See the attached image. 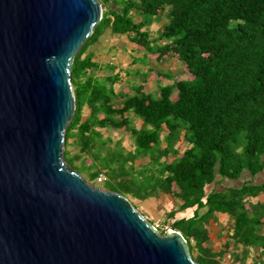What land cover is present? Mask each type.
I'll return each mask as SVG.
<instances>
[{"label":"trees","instance_id":"trees-1","mask_svg":"<svg viewBox=\"0 0 264 264\" xmlns=\"http://www.w3.org/2000/svg\"><path fill=\"white\" fill-rule=\"evenodd\" d=\"M99 1L107 11L71 70L76 113L65 145L73 139L79 152L65 150V163L90 182L105 172V191L129 201L171 196L177 209L168 217L197 263L224 264L230 256L232 264H264V0ZM162 22L152 39L151 27ZM108 29L159 59L177 57L189 78L162 86L158 96L144 85L117 93L119 77L91 76L97 64L86 55ZM103 129L128 132L134 149ZM180 142L188 145L183 152ZM246 175L242 186L221 185ZM211 185L222 190L208 192ZM193 208L194 216L176 217ZM220 213L231 225L215 252L209 227Z\"/></svg>","mask_w":264,"mask_h":264},{"label":"water","instance_id":"water-1","mask_svg":"<svg viewBox=\"0 0 264 264\" xmlns=\"http://www.w3.org/2000/svg\"><path fill=\"white\" fill-rule=\"evenodd\" d=\"M99 0H0V264H200L125 196L65 163L71 70Z\"/></svg>","mask_w":264,"mask_h":264},{"label":"crops","instance_id":"crops-1","mask_svg":"<svg viewBox=\"0 0 264 264\" xmlns=\"http://www.w3.org/2000/svg\"><path fill=\"white\" fill-rule=\"evenodd\" d=\"M160 24H161L160 26L161 29L164 22ZM159 31H158V36H159ZM112 37L114 39H112ZM86 55L91 56L93 61L97 64V67L89 72L91 76L93 75L100 79L118 76L120 79L122 75L124 74L128 75V77L123 79V81L126 80L128 86L129 85L130 86L127 88L126 91H119V94L122 95L131 94L133 87L138 85H144L147 93L150 94L156 93V96H158L160 88L162 86L173 85L177 79L189 78V72L186 69V66L182 64L183 62L179 60L177 57L164 56L162 59H159L157 54L149 52L143 49L142 47L136 45L135 43L131 42L127 36L112 34L110 29H108L100 37L99 41L96 44L88 48ZM113 60H115V62H113ZM145 62L147 63L145 64ZM121 63H126L128 65H131L130 66L131 69H124L125 65ZM177 64H180V66H178ZM177 66L182 69L179 68L176 69ZM142 72L144 76L148 72L149 76L148 78H145L141 82L139 79H137V75ZM177 73H179L178 75L185 73V76L184 77L178 76ZM186 74L188 78H186L187 77ZM174 95H176L177 98V91L175 92ZM246 177L247 175L236 182L242 184L244 183ZM257 181L259 180L257 179ZM219 182L220 179H218V183ZM232 182L233 181L230 180H224V182L221 185L223 186L224 189H226L227 186H229ZM215 187H216L215 185L209 186L208 192L213 190ZM164 196H169V195H164ZM169 197L173 201L169 199L167 204L169 205L172 204L173 208L171 207L170 209H168V206L165 204L164 206H167V208L164 209L165 211H167V213H170L173 210L177 209V203L174 201V199L171 196ZM259 200L264 201V198L263 197L259 198ZM174 206H176V208H174ZM194 210L195 208L189 209L182 213H177L176 217L180 219L190 218L194 216ZM230 225L231 222L228 215L221 213L217 215V221L211 222V225L209 227L210 239L212 245L216 243V239H219V241L221 239H224V243L226 242L225 233ZM219 246L220 244L218 245V247L217 246L214 247L215 252H218L223 249L222 247L220 248Z\"/></svg>","mask_w":264,"mask_h":264},{"label":"rangeland","instance_id":"rangeland-1","mask_svg":"<svg viewBox=\"0 0 264 264\" xmlns=\"http://www.w3.org/2000/svg\"><path fill=\"white\" fill-rule=\"evenodd\" d=\"M104 11H107V10L104 9ZM160 26H161V24L159 23V24H155L151 27L150 32L152 34L151 37L153 39L158 38V31L160 29ZM112 39H114V38L112 37ZM113 62H115V60H113ZM146 63L147 62H145V64ZM121 64L125 65L124 69H131L130 68L131 65H128L126 63H121ZM177 65L180 66V64H177ZM178 66L176 69L179 68ZM179 69H182V68H179ZM178 74L179 73H177V75ZM148 76H149L148 72L145 74V76L142 72V73L137 75V79H139L142 82L145 78H148ZM178 76L184 77L185 73H182L181 75H178ZM186 76H187V74H186ZM127 77H128V75H126V74L122 75L121 78L119 79V82L115 85V89H116L117 93H119V91H126L127 88L130 86V85L128 86L126 80H125L126 82L123 81V79H125ZM186 78H188V76ZM151 90H153V89H151ZM153 95L155 96L156 93H153ZM173 98L176 99V95H174ZM88 114H89V110H88V108H86L84 111V117H87ZM134 124L137 127H140L142 123L139 119L134 118ZM102 131L104 132L105 137H111L114 141L122 140L123 145L127 150H133L134 149L133 139L128 132H126L124 130H114V129H103ZM166 133L167 132H164L163 136H165ZM187 147H188V145L185 142H180L178 144V149L180 152H183L184 150H186ZM65 150L70 152V154L72 156L76 155L79 152V148H78V146H76L74 144L73 139H70L69 144L67 146L66 145L64 146V154H65ZM169 160L172 161L173 157H171ZM147 162H149V159L144 158V159L137 162V167H141L142 165L146 164ZM87 163L90 164L91 162L88 160ZM81 176L89 184L93 185L95 188H100L102 190H105L104 184H100L98 182H90L86 175H81ZM258 180H260V179H258ZM242 184H239V182L233 181L229 186H227L226 189L239 187V186H242ZM218 186H216L217 187L216 190H222L223 186L222 187H220V186L218 187ZM169 199L171 201H173L169 196H164V195H162L161 197L155 198V199L147 200V201H139V200H135V199H132L130 201L135 206L137 211L139 213H141L145 217V219H147V221H149L153 225L158 224L161 226V228L159 229V232H167V230H170V229L174 230V228L172 226L173 220L168 217V213L164 209V208H167V206H168V209H170L172 207V204L171 205L167 204ZM165 204L167 206H164ZM174 208H176V206H174ZM216 231H217V229H216ZM225 240H226V238H225ZM219 244H220V246H219L220 248L221 247L224 248V239H221L220 241H219V239H216V243L212 246H213V248L216 246L218 247ZM231 262H232V257L228 258V256H226V258L224 259V264H232Z\"/></svg>","mask_w":264,"mask_h":264},{"label":"built area","instance_id":"built-area-1","mask_svg":"<svg viewBox=\"0 0 264 264\" xmlns=\"http://www.w3.org/2000/svg\"><path fill=\"white\" fill-rule=\"evenodd\" d=\"M107 181V176H106V173L105 172H102L99 177L97 178V182L100 183V184H104L105 182ZM155 227V229H157L159 231V229L161 228L160 225L158 224H155L153 225ZM164 229V228H163ZM169 231H173L172 229L170 230H167V232ZM165 233V232H164ZM228 258H231L230 256H228Z\"/></svg>","mask_w":264,"mask_h":264}]
</instances>
